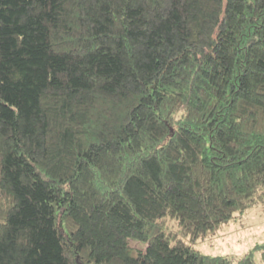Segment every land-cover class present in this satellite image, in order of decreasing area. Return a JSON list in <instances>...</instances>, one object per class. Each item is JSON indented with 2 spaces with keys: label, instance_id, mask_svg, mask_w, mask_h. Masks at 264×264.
I'll list each match as a JSON object with an SVG mask.
<instances>
[{
  "label": "trees",
  "instance_id": "trees-1",
  "mask_svg": "<svg viewBox=\"0 0 264 264\" xmlns=\"http://www.w3.org/2000/svg\"><path fill=\"white\" fill-rule=\"evenodd\" d=\"M261 204L264 0H0V264H257L183 237Z\"/></svg>",
  "mask_w": 264,
  "mask_h": 264
},
{
  "label": "rangeland",
  "instance_id": "rangeland-1",
  "mask_svg": "<svg viewBox=\"0 0 264 264\" xmlns=\"http://www.w3.org/2000/svg\"><path fill=\"white\" fill-rule=\"evenodd\" d=\"M169 230L173 232L171 226ZM183 239L205 255L239 258L253 252L257 264H264V204L257 205L243 214H237L234 220L203 239ZM130 246L143 251L146 249V245L136 241H130Z\"/></svg>",
  "mask_w": 264,
  "mask_h": 264
}]
</instances>
